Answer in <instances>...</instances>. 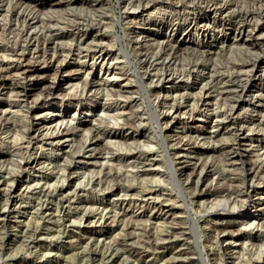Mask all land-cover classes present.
<instances>
[{
    "label": "rangeland",
    "instance_id": "1",
    "mask_svg": "<svg viewBox=\"0 0 264 264\" xmlns=\"http://www.w3.org/2000/svg\"><path fill=\"white\" fill-rule=\"evenodd\" d=\"M101 1L100 9L108 17L103 21L105 27L101 28L102 30L99 31L97 36L102 35L112 42L114 46L111 50L118 52L116 48H119L121 43L124 44L125 42L124 40L121 43L115 41V35H123L124 28H127L130 23L127 24L124 20H121L125 16V12L119 7L117 0ZM77 4L76 6L79 7L80 5ZM156 5L160 4H155L152 9L157 7ZM161 5L166 6L167 3ZM63 6L62 4L53 12L55 18H59L61 13L65 12L63 11L64 8H60ZM46 8L47 6L43 7V9ZM152 18L144 21L140 29L146 31L149 38H154L157 33L170 34L173 38L175 37L180 41L182 47L181 50L175 53L178 65L192 61V58H194L191 55L194 52L192 48L195 45L194 41L197 35L182 31H178V33L175 31L170 32L166 27H159L156 23L154 24ZM65 39L69 40L68 37ZM186 43L189 45L188 49L184 48ZM225 43H230V39H226ZM224 47V49L211 55L215 65H222V61L234 64L233 62L240 61L241 58H249L243 52H239L237 48ZM128 49L132 56H130L129 66L124 67L121 58H110L102 64V61L92 62L89 56L84 57L85 52H82L79 56L68 58L57 79L61 82L60 89L53 96L49 95L41 98L34 106V112H31L28 116L26 115V117L24 114H26L27 107L24 105H31L33 104L31 101L35 97L43 96L42 87H44L45 78H39L37 84L27 87L30 103L19 99L14 91H11V93L6 91L10 93L9 95L7 93L0 95V123H5L4 130H6V133L7 131L10 132L5 133L6 135H16L15 138H19L18 136L22 133V126L29 125L27 119H30L33 115L44 113V111L56 112L53 116L55 120H67L65 129H68V143L71 151L72 148L79 151L75 155L76 160L84 162L74 170L73 178L68 179V181L64 180V190H50L47 195L23 191L18 202L15 206L12 205L9 208V210H12L6 216L2 212L7 203V195L0 193V264H203L199 249L206 258L207 264H263L256 258V249L258 250L261 247L264 239L260 240L255 233L233 238L235 239L231 243L233 255L226 258L227 255L222 257L220 252L217 253V251H220L218 246L219 243L228 244L227 241H230L229 239H232L230 238L232 236L226 234L228 236L226 242L221 240L216 243L215 233L206 228L214 220L222 223L227 220H234L235 223H233L232 228H228L234 236L237 233L239 223L245 220V218H237V214L232 212L219 210L214 213L209 211L207 206L221 199L223 201L232 200L233 194H228L226 190L222 189L224 187L222 185H225L228 176L222 174L221 171L225 170L228 173L227 169L230 166H224L223 169L221 168L222 163H237L238 165L240 163H253L257 154L260 160H264V130L254 128L253 131H246L248 137L253 140L252 145H257V147L253 146L251 148L248 140L237 144L236 136L232 132L215 131L213 112L226 110L232 105L239 92H236L235 95L233 90L229 92L230 94L224 92L222 82L213 85L216 79L212 78L209 88L210 93L202 95L200 85L203 79H188L187 74L177 81H163L161 83L156 81L155 76L152 78V76L147 77L145 75L143 84L134 71L137 57L129 45ZM257 54V57L251 55L252 58H258L260 64H264L263 50L257 49ZM106 69H108L107 72ZM225 69L227 68L225 67ZM225 69L219 66L217 69H213L211 74L216 76L217 73H230L232 70L231 68ZM159 71L160 69L155 67L149 72L150 75H154ZM44 73H46V78L50 76V80L55 75L53 70H46ZM68 74H71V76L76 75V77H72L73 79L67 82L64 79L70 76ZM262 75L261 79L255 75H248L247 80L249 88L257 85L264 94V73ZM96 76L98 78H110L112 84L108 82L99 84L92 88L93 91L86 92L83 81L85 78ZM244 76L247 75L241 76L243 80H245ZM230 77L233 79L238 78L234 76V73L229 76V79ZM125 81H128V83ZM79 93L83 94L81 95L82 99L72 96L73 94L80 96ZM172 94L175 96L172 97ZM179 101H183L182 106L184 107L180 110L182 113L179 111L177 118L174 120L162 116L159 120L160 124H158L155 119L156 114L161 115L163 110L171 109L170 105L179 103ZM188 105L191 110L194 108L193 115L188 114ZM241 107L240 104L239 108ZM86 109H88V113L85 115ZM137 125L139 126L137 127ZM106 132H115L120 135L108 136ZM161 132L166 137L167 145L162 142ZM87 143L91 145L83 150L82 148ZM44 148L45 152L50 151L48 146L45 145ZM63 150L58 149L55 153L59 161L72 156L73 151L70 152L68 146H65ZM90 152L97 153L96 157L90 156ZM260 154L263 158L260 157ZM13 156L9 157L7 153H4L3 156H0V160L5 159L4 164L17 170L15 165L10 164L15 163L14 159L18 158L17 155ZM170 158L174 160V163H187L188 165L184 170L186 173L192 172L193 163H197L199 167L203 163L211 165L212 171H208L209 176L207 175L204 181V183L207 182L206 191L209 194L201 198L200 205L196 204L195 200L189 199L193 185H190V187L185 185V196L180 197L179 187L171 177ZM95 160H98V162L91 163ZM58 165L59 163H49L47 167L55 172ZM128 169L130 170L128 171ZM213 169L218 170L219 173L214 172ZM50 170L44 169L43 171ZM236 172L240 173L239 171ZM153 173L154 175H151ZM32 175L35 179L30 180V184L38 182V185L39 183L45 185V180H47L44 179L45 175L42 177L38 172H33ZM0 176L8 178L5 173H1ZM229 176H234V174ZM238 176L243 177V174L240 173ZM217 179L219 181H216ZM47 181L49 184L60 185L63 183V177ZM146 188H152L156 192L153 191L152 198L149 200L141 196L143 189ZM260 190L264 193L263 184L260 185ZM133 191L136 196H134ZM155 194L157 197L154 196ZM228 195L232 196L228 198ZM263 203L264 199L259 201L256 206H250V212L258 213L256 210ZM187 207L190 208L192 216L198 219L199 235H195L192 231L193 223L189 217ZM169 209L172 212L171 219L173 218L182 227L185 238L178 237L177 234L170 235L168 239L161 237V234H165L164 230H168V226L171 224L169 219L168 222H162L167 220V210ZM159 239L160 241H158ZM154 247L158 249H154ZM179 248L186 252L184 253L185 256L181 254L180 256L176 255L174 258L173 251L175 252ZM181 256L182 258H180ZM233 260H236V262Z\"/></svg>",
    "mask_w": 264,
    "mask_h": 264
},
{
    "label": "bare ground",
    "instance_id": "2",
    "mask_svg": "<svg viewBox=\"0 0 264 264\" xmlns=\"http://www.w3.org/2000/svg\"><path fill=\"white\" fill-rule=\"evenodd\" d=\"M117 2L119 7L125 12V16L123 15L124 17L122 16L123 18H121V20H124L125 23H130L131 25L129 24L127 28H124L123 35H115V41H119L121 43V41L124 40L125 43H121V46L116 48L118 52H114L111 50L114 46L112 42L105 39L102 35L97 36L99 31L105 27V22L103 23V21H105L108 17H106L107 14L105 15L104 11L100 9L102 4L101 0H0V95L6 94V91H10V93L11 91H14V94L19 99L30 103L28 100L27 87L37 84V79L45 78L44 87H42L44 92L43 96L35 97L31 101V103H33L31 105L23 104L27 107L25 112L26 114H24L26 117V115L28 116L31 112H34V106L41 98L49 95L53 96L56 94V91L60 89L61 82L57 79L60 75L59 72H61L65 67L68 58H72V56H79L82 52H85L83 56H89L92 59V62L99 60L102 61L103 64L110 58H121L123 61V64L121 62L123 67L126 65L129 66L128 63L130 62V56H132L128 49L129 45L131 49L134 50L137 57L134 71L137 73L143 84L145 82L143 79L145 75H147V77L152 76V78L155 76L156 81L161 83L163 81H177L187 74L188 79H203L200 85V93L202 95L210 93L209 88L212 78L216 79V82L213 83V85L216 83L220 84V82H222L221 84H223L224 92L229 93L233 90L235 91L234 95L236 92H239L237 98H234L235 100L233 99L234 101L232 105L229 104L230 106L226 110L224 109L225 111L213 112L215 121L213 126H216L214 130L232 132L236 136V140L238 142L237 144L243 142L244 140H248L250 141V148L253 146L257 147V145H252L253 140L248 137L246 131H253L254 128L261 129L262 131L264 130V94L257 85H253L249 88L247 77L248 75H255L261 79L263 76L262 73H264V64H260L258 58H252V56L257 57L259 54H257V49H261L264 52V0H117ZM157 3L160 5H156L157 7L152 9V7ZM164 3H167V5H161ZM62 4L64 6L60 8H64L63 11L65 12L61 13L59 16L60 19L55 18L53 12H55ZM76 4L80 6L78 7ZM45 6H47V8L43 9ZM151 18L153 19L154 24L156 23L159 27H166L167 30H170V32L175 31L178 33V31H182L187 34L192 33L193 35H197L196 40L194 41L195 45L192 48V51H194L191 54L194 56L192 61L180 63L178 65L175 53L181 50L182 47L180 45V41L175 39V37L173 38L170 34L162 35L157 33L154 38H149V34L140 29L141 25L144 24V21ZM91 32H93V34H91ZM67 37L69 39L68 41L65 39ZM226 39H230V43H225ZM187 44L188 43L184 46L185 49H188L189 47ZM224 46H228L227 48L229 49L237 48L239 49V52H243L249 58H241L240 61L233 62L234 64L222 61V65H215L211 55L224 49ZM177 66L181 67L178 68ZM219 66L224 67V69L225 67L227 69L231 68L232 70L230 69V73L227 72L229 74L225 72L217 73L216 76L215 74H211V71H213V69L215 70V68L217 69ZM155 67H158L160 71L157 74L154 73V75H150L151 73L149 71ZM46 70H53L55 72L53 79L50 80V76L47 78L45 77L46 73L44 72H46ZM107 71L108 69H106V72ZM233 73L234 76L238 77L237 79L231 78L233 76L229 79V76L231 74L233 75ZM68 75L70 76L64 79L67 82L68 80L73 79L72 77H76V75ZM242 75H247L246 77L244 76L245 80L241 78ZM96 77L85 78L83 82L86 92L93 91L94 89L92 88L96 85L104 84L106 82L111 83L110 78ZM110 77L112 78L111 75ZM126 83H128V81ZM75 92H77V90H75ZM10 93L7 94L9 95ZM80 93L82 92L80 91ZM80 93V96H77L76 94H73L72 96L82 99L81 95L83 94ZM147 96H149V94H147ZM174 96L175 95L172 97ZM127 97L129 98L130 96ZM231 98L233 97L231 96ZM180 101L179 103L170 105L171 109L163 110L159 116L155 113V119L158 124H160L159 120L162 116L171 120L177 118L179 111L182 107H184L182 106L183 101ZM148 102L151 104L149 99ZM240 104L242 105L241 108H239ZM193 110L194 108L191 110L189 106L187 110L189 111L188 114L193 115ZM87 113L88 109H86L84 114L86 115ZM55 114L56 112L53 111H44V113L33 115L30 119H27L29 125L24 127L22 126V133L18 136L19 138H15L16 135H11L12 138L10 135H6L10 132L7 131L6 133V130H4L5 123H0V156H3L4 153H7L9 157H12L13 155L18 156L17 159H14L15 163H10L15 165L17 170L11 169L9 166L4 164L3 162L5 159L2 161L0 160V174L5 173L8 175V178L6 176H0V193H5L7 195V203L5 202L6 206L2 212L4 216L11 212L12 209L9 210V208L12 205L15 206L19 200L20 194L23 191L39 195H47L50 190H64V180L68 181V179L73 178V174L75 173L74 170L79 167L81 163H84L81 162V160H76L75 155L79 153L78 150H74V148H72L73 152L71 151L70 144L68 143V129H65L67 120H55L53 117ZM138 126L139 125H137V127ZM162 132L160 135L162 142L167 145L166 137ZM106 133L108 136L120 135L115 132ZM2 134L4 135L1 136ZM45 145L48 146L50 151L48 150V152H45ZM90 145V143H87L82 149L85 150ZM65 146L69 147V151L72 152V156L71 158H64L59 161L58 156H56L55 153L58 149L63 150ZM93 153L90 152L89 155L96 157L97 153ZM260 155V157L263 158L262 154ZM96 162H98V160L91 163ZM49 163H59L55 172L50 170V167H47ZM169 164L171 177L174 183L179 187L178 193H180V197L185 196V185H189L188 187L193 185L189 199L192 201L195 200L194 202L200 205L202 200L201 198L204 195L209 194L208 191H206L207 182L204 183V181L205 177L209 174L208 171L211 170V165L203 163L199 167L197 163H193L192 172L186 173L184 170L188 165L187 163H174V160L170 158ZM227 165L230 166V168L227 169L228 173L225 172V170L221 171L222 174H226L228 176H226V182L221 178L225 182V185H222L224 186L222 189L226 190L228 194H233V197H231L232 200L223 201V199H221V202L215 201L211 205H208L207 208L209 211L214 213L219 210L236 213L237 218H245V220L239 223L236 231L237 233L235 234L236 236H233L228 229L232 228L233 223H235L234 220H227L224 223L214 220L213 223L206 229L215 233L216 243H219L221 240L226 242L228 240L227 235L232 236L230 237L232 239L227 241L228 244L219 243L218 247L220 251H217V253L220 252L222 254V257L227 255L226 258H230L231 255H233L231 246V243L233 242L232 240H235L233 238H238L240 235L244 234L255 233L256 237L260 238V240L264 239V203L257 208L256 211L258 213L254 214L249 210L250 206L254 207L259 201L264 199V193L260 190V185H264V160H260L259 155L257 154L253 163H240L239 165L237 163H222L221 168L224 169V166ZM44 169H48L50 171H43ZM129 170L130 169H128V171ZM236 171L242 173L243 177L238 176L240 173H237ZM33 172H38L42 177L45 175L44 179L47 180L53 178L57 179L62 176L63 183L60 185H53L49 184L48 181L45 180V185H40V183L38 185V182L30 184L29 181L34 178V175H32ZM214 172H218V170H214ZM232 174H234V176H229ZM151 175H154V173ZM42 181L44 182L43 179ZM216 181L219 180L217 179ZM153 191L154 190L152 188L143 189V194L141 196H143L146 200H149L152 198ZM154 193L156 192L154 191ZM134 196H136L135 193ZM154 196H156V194ZM220 196L222 197V195ZM229 196L232 195H228L227 197L229 198ZM187 208L189 210V217L193 223L192 231L195 235H199L198 219L193 217L190 213V208ZM167 212L168 218L166 221L163 220L162 222H168L170 220L171 224L168 226V230H164L165 232L163 231L165 234H161V237L168 239L170 235L173 236V234H177L179 235L178 237L182 236L185 238V232L182 230V227L179 226L173 218L171 219L172 212L170 209L167 210ZM217 223L220 224L217 225ZM158 241H160V239ZM154 249L158 248L154 247ZM199 251L201 261L203 264H207L206 258L203 256L201 249H199ZM256 251V258L264 264V240L262 241L261 247H259L258 250L256 249ZM173 253L175 254V258L176 255H184L186 252L179 248L175 250V252L173 251ZM189 255L191 254L189 253ZM163 258L165 259V257ZM180 258H182V256ZM236 260L233 261L236 262Z\"/></svg>",
    "mask_w": 264,
    "mask_h": 264
}]
</instances>
